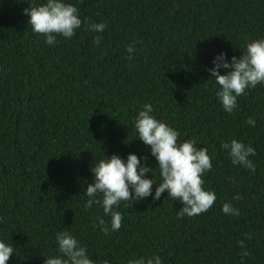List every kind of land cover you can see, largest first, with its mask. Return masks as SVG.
Here are the masks:
<instances>
[{"label": "trees", "instance_id": "1", "mask_svg": "<svg viewBox=\"0 0 264 264\" xmlns=\"http://www.w3.org/2000/svg\"><path fill=\"white\" fill-rule=\"evenodd\" d=\"M64 2L79 9L82 22L107 27L95 33L82 23L71 39L58 36L47 45L24 14L46 0H0V241L15 249L7 264H44L57 255L61 231L96 262L159 255L162 264H241L244 240L250 256L243 264H264V84L246 90L229 114L208 71L220 53L231 61L247 43L264 39V0ZM145 104L179 131V142L207 148L213 168L203 187L217 199L207 212L182 218L183 205L167 192L159 200L121 202L114 211L122 213V226L105 236L94 225L101 217L110 226L111 217L100 204L84 207L92 165L135 154L153 169L145 178L162 182L134 127ZM232 139L255 148L254 173L233 165L221 148ZM237 194L243 199H233ZM224 203L240 215H225Z\"/></svg>", "mask_w": 264, "mask_h": 264}, {"label": "clouds", "instance_id": "2", "mask_svg": "<svg viewBox=\"0 0 264 264\" xmlns=\"http://www.w3.org/2000/svg\"><path fill=\"white\" fill-rule=\"evenodd\" d=\"M24 14L29 16V25L35 34L42 35L47 45H55L57 37L71 39L75 31L81 28L82 23L85 30L100 33L107 27L104 23H87L79 18V9L64 0H46V3L30 5L24 9ZM101 37L96 36L94 43L99 45ZM137 41L133 42V45ZM133 45L127 47L129 54L135 51ZM242 56L227 59L226 53H220L213 59L214 67L208 69L210 77L214 78L219 90L216 92L223 109L231 114L237 109V98L245 95L246 90L253 89L257 85L264 84V39L254 40L246 44ZM133 57L128 56L131 60ZM225 69V74L220 73ZM151 104L143 105L134 120V127L138 139L150 148L151 155L158 162V169L162 182L158 185L154 179L145 178L146 174L153 172L147 166V157H144L145 164H141V158L135 154H129L127 161L122 160L118 155L101 159L90 171L93 173L94 182L86 187V196L89 198L84 207L91 208L92 205L100 204L103 213L110 216V226L101 217H97L100 231L105 236L110 232L119 231L122 226L123 215L114 208L119 207L121 202L136 201L152 196L153 200H159L165 192L168 197L179 201L183 206L178 211V218L184 216L196 217L201 215L214 205L217 197L214 191L205 190V181L202 178L213 168L212 160L207 148L197 147L195 140H184L179 142V131L167 123L157 120L151 113ZM245 123L255 127V119L248 118ZM224 149L233 165L243 167L255 172L256 166L249 157L256 155V150L251 144L232 139L230 142H222ZM156 185L155 194L152 195L153 185ZM100 195L102 199H96ZM233 199H243L237 194ZM127 206V204H125ZM222 212L225 215L239 216L238 208L230 203H224ZM247 240L253 239L252 233H244ZM58 244L57 255L48 257L44 264H111L104 258L99 262L91 259L85 246L70 232L61 231L56 234ZM242 251L241 264L245 258L250 256L246 250L244 240L238 241ZM11 244L0 241V264H7V261L14 253ZM128 264H162L159 255L151 257H140L130 259Z\"/></svg>", "mask_w": 264, "mask_h": 264}]
</instances>
